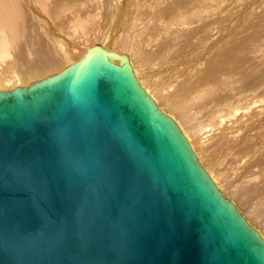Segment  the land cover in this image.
<instances>
[{
	"label": "water",
	"instance_id": "water-1",
	"mask_svg": "<svg viewBox=\"0 0 264 264\" xmlns=\"http://www.w3.org/2000/svg\"><path fill=\"white\" fill-rule=\"evenodd\" d=\"M0 264H264V236L95 45L0 90Z\"/></svg>",
	"mask_w": 264,
	"mask_h": 264
},
{
	"label": "rangeland",
	"instance_id": "rangeland-1",
	"mask_svg": "<svg viewBox=\"0 0 264 264\" xmlns=\"http://www.w3.org/2000/svg\"><path fill=\"white\" fill-rule=\"evenodd\" d=\"M16 2L26 21L0 31V90L60 72L73 51L125 55L264 236V0Z\"/></svg>",
	"mask_w": 264,
	"mask_h": 264
},
{
	"label": "bare ground",
	"instance_id": "bare-ground-1",
	"mask_svg": "<svg viewBox=\"0 0 264 264\" xmlns=\"http://www.w3.org/2000/svg\"><path fill=\"white\" fill-rule=\"evenodd\" d=\"M15 1V2H14ZM24 1H27V0H24ZM36 1V0H35ZM18 2H16V0H0V31L2 30V29H5L6 27H9L10 28V25H11V23H12V21L14 22L15 20L16 21H20V20H25L24 19V12L23 11H21V9L22 8H20L21 6H18V4H17ZM43 6V5H42ZM45 6V5H44ZM43 6V7H44ZM48 7V6H47ZM47 10V9H46ZM6 21H7V23L9 22V21H11L10 22V24H9V26L6 24ZM16 21H15V23H16ZM26 21V20H25ZM14 23V24H15ZM20 23V22H19ZM21 24V23H20ZM12 29H10V31H11ZM6 32V31H5ZM1 33V32H0ZM5 34V33H4ZM11 34V33H10ZM13 34V33H12ZM15 34V33H14ZM0 35H2V34H0ZM4 36H6V35H4ZM6 37H8V36H6ZM2 38V37H1ZM4 39H5V37H4ZM1 40V39H0ZM27 40V39H26ZM24 41V40H23ZM26 43V42H25ZM36 45V44H35ZM3 46V45H2ZM2 46L0 45V47L2 48ZM6 49V48H5ZM23 49V48H22ZM3 50V49H2ZM87 50V49H86ZM85 50V51H86ZM7 51V50H6ZM13 51V50H12ZM16 51H17V49H16ZM3 52V51H2ZM9 52V51H8ZM18 52V51H17ZM21 53V52H20ZM85 53V52H84ZM9 54H10V52H9ZM13 54V53H12ZM11 54V55H12ZM19 54V53H18ZM84 55V54H83ZM117 55H119V54H117ZM120 56V55H119ZM66 57V61H67V57L69 58V59H75V58H77V59H79L80 57H81V54L77 51L76 52V54L74 53V51L72 52V54L70 55V56H65ZM25 58V57H24ZM129 59V58H128ZM68 63V62H67ZM73 64V63H72ZM58 66V65H57ZM49 67V66H48ZM132 67V66H131ZM32 69H34V68H32ZM48 69V68H47ZM51 69H52V67H51ZM133 69V68H132ZM50 70V69H49ZM55 70H57V69H55ZM54 71V70H53ZM52 71V72H53ZM134 71V70H133ZM46 72H48V71H46ZM56 72V71H55ZM39 73V72H38ZM134 73H135V71H134ZM40 74H42L41 73V71H40ZM135 75H136V73H135ZM140 78V77H139ZM1 88V87H0ZM3 89L4 90H6V88H4L3 87ZM2 89V90H3ZM147 91V90H146ZM148 93V92H147ZM149 94V93H148ZM151 96V95H150ZM160 108V107H159ZM176 122V121H175ZM177 123V122H176ZM178 124V123H177Z\"/></svg>",
	"mask_w": 264,
	"mask_h": 264
}]
</instances>
